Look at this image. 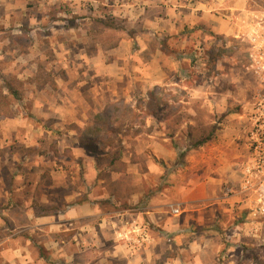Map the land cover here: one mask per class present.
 Wrapping results in <instances>:
<instances>
[{
  "label": "rangeland",
  "instance_id": "1",
  "mask_svg": "<svg viewBox=\"0 0 264 264\" xmlns=\"http://www.w3.org/2000/svg\"><path fill=\"white\" fill-rule=\"evenodd\" d=\"M124 1L129 0H0V264H11L3 262L1 257L3 246L11 249L10 244L2 245L4 240H13L12 246L17 244L23 247L32 258L40 257L46 264H59L62 256L60 247L71 241L69 236L73 235V231L52 232L43 239V234L28 233L23 228L30 223L25 211L31 198H48L47 208L35 203L30 207L34 208L36 214L48 211L53 215L55 210L58 214L72 204L64 202L66 194L90 191L82 180L83 169L77 164L81 159L72 149L74 146L71 147L69 134H80V140L85 132L90 131L91 139L97 142L96 146L101 152L92 156L97 166L96 180L103 182L102 186L107 191L122 196L130 174H124L125 167L120 161L110 165L111 156L120 150L119 144L127 141V137L117 134L125 135L122 128L130 123L141 130L146 115L157 112L156 100L174 103L193 96L189 84L187 89L168 85L144 92L130 89L125 79L117 81L110 77L116 74L107 65L114 57L122 56L124 45L119 48L121 54L114 55L113 49L126 36L132 37L141 32L139 20L131 19L133 16L129 14L135 10L123 9L121 5ZM250 2L252 10L264 9V0ZM69 21L75 25L71 27ZM17 36L21 39H17ZM130 44L128 50L130 48L131 55L137 54L139 50L133 43ZM223 54L226 55L225 59L219 60L217 55L213 58L214 62L209 56L205 61L203 52L194 58L197 68L192 69L190 75L192 82L201 86L206 82L207 64H214L212 70L219 65L218 71H222V74L219 72L215 84L207 86L205 95L218 103L222 102V109L214 110L212 120L202 121L204 112L209 114V111L197 101L192 107L199 114L194 125H184L185 122H181V125L177 118L167 122L168 132L175 128L174 124L181 132L176 137L174 133L169 135L166 144L176 151V161L173 165L169 163V167L164 166L163 176L168 178L178 170L187 180L203 179L209 175L215 178L206 191L209 197L204 205L209 209L199 214L201 221L205 220L204 225L188 222L187 226L192 228L190 232L196 233L201 243L211 248V254L205 259L206 264H264V216L252 212L244 200L245 196L238 194L242 162L246 155L244 143L247 126L244 117L249 108L253 80L244 68V47H229ZM232 54L233 58H229ZM147 57L143 56V59L148 60ZM117 65L124 68L121 60L114 67ZM99 68L104 70L105 77L95 73ZM96 83L95 88L91 87ZM135 84L138 85V82ZM8 86L18 92V99L8 93ZM199 92V95H204L202 89ZM147 97L150 101L145 100ZM141 99L146 103L141 104ZM174 104L167 106L169 113L172 111L169 108L181 106L180 103ZM9 130L21 133L16 137L22 144L12 142L7 135ZM221 130L230 133L228 145H225V139L219 137ZM28 132L29 140L25 143L23 140ZM204 139L205 154H210L213 147L218 155L220 150L224 151V158L230 161L229 169H204L202 163L197 161L202 157V152L192 154L195 168L189 167V162L185 163L189 155L187 145ZM178 142L181 148H186L185 151L181 152ZM159 163L156 159L160 167ZM102 186L97 187L102 191ZM146 186L150 193L168 185L163 187L149 180ZM185 187L194 189L197 186L186 184ZM169 189L171 186H168ZM100 190L97 189L98 192ZM199 192L202 194L203 188ZM225 194H236L237 197L233 199L231 196L229 202L223 201ZM103 208L109 210L108 206ZM55 217L54 221L57 219ZM153 232L156 231L153 229ZM160 235L166 245L172 244L169 236ZM31 238L35 239L31 240L33 245L27 243ZM48 239L53 242V249L41 246ZM104 244L106 249L111 246L110 241ZM64 251L72 261L75 260L77 254L74 245ZM165 254L173 253L166 251Z\"/></svg>",
  "mask_w": 264,
  "mask_h": 264
},
{
  "label": "crops",
  "instance_id": "2",
  "mask_svg": "<svg viewBox=\"0 0 264 264\" xmlns=\"http://www.w3.org/2000/svg\"><path fill=\"white\" fill-rule=\"evenodd\" d=\"M250 1L129 0L122 3L123 9L135 10V12L130 11L129 14L133 16L131 19L139 20L141 32L132 37L126 36L117 45V48L113 49L114 55L121 54L119 48L124 45L122 56L114 57L107 65L108 69L113 70L116 74L110 77L116 78L117 81L125 79L130 89H141L144 92L150 88L168 85L187 89V84H189L193 96L184 101H174L175 104L180 103L181 106L169 108L172 110L170 113L167 106H173L174 103L169 100H156L158 110L155 114L146 115L145 124L141 130L136 128V124L130 123L122 128L125 135L117 134L119 137H127V141L123 140L119 144L120 150L111 156L110 165L120 161L125 167L124 174H130L127 179L128 184L124 186L125 193L122 196L107 191L102 186L103 182L96 180L95 168L97 166L93 155L84 150L79 140L80 134L79 136L76 132L69 134L71 135V147L74 146L72 149L81 159L77 164L83 169L82 180L90 191L89 193L82 191L84 194H66L63 198L64 202L72 204H69L64 211H59L58 214L55 210L57 215H52L48 211L36 214L30 204L35 203L36 206L45 209L49 199L46 197L43 199L31 198L29 207L25 211V216L30 223L27 228H23V231L27 229L28 233L43 234V239L49 234L51 235L52 232L70 233L73 231V235L69 236L72 238L71 241L63 243L60 247L62 256L59 258V264L207 263L205 259L209 253L211 254V248L207 244L201 243L200 238H196V233L190 232L192 228L187 226L189 224L204 225L205 220L201 221L199 214L201 211L206 212L209 209L204 205L209 197L206 191L215 182V178L209 175L203 179L197 177L198 180H187L182 178L183 175L178 170L177 173H171L168 178L163 176L164 166L169 167L176 161V151L174 148L173 150L168 148V144H166L169 135L174 133V137H176L181 132L177 129L176 124L171 132H168L166 127L168 126L167 122L176 118L181 125V122H185L184 125L187 123L189 126L194 125L199 119V114L192 110L197 101L203 107H207L209 111V114L204 112L202 121L212 120L214 110L221 111L222 102L218 103L205 95L209 84L204 82L201 86L195 81L192 82L191 70L197 68L194 66V58L197 55V50L200 49L204 53L205 61L209 56L210 60L214 62L213 58L217 55H219V60L225 59L226 55L223 53L229 49V40L234 43L233 37L240 25L238 21L252 10ZM255 1L257 0H253L254 3ZM107 4L110 3L107 2ZM136 10L138 11L136 12ZM130 43H133L136 50H139L137 54L131 55L130 48L128 50ZM150 48L153 50H149ZM125 50L128 51V54ZM143 56H148V60H144ZM229 56V58H233L234 55ZM244 56L245 54L243 62H245ZM119 60L124 64V68L118 65L114 67L117 62L119 63ZM213 67L214 64L211 62L207 64L209 72ZM218 69L219 65L215 70L217 77L219 72L222 74V71H218ZM95 73L105 75L101 68L96 69ZM136 82L138 85L135 84ZM91 85L95 88L98 83ZM200 89L203 90L202 94L204 95H199ZM145 100L150 101L148 97ZM145 100L141 99V104L142 102L146 103ZM122 120L124 121V118ZM43 130H45L44 127ZM89 132H85L84 136L96 144L97 142L91 139ZM17 134L21 133L17 130L7 132V135L12 138V142L20 145L22 143L17 141ZM28 134L29 132L25 136L26 139L23 140L25 143L29 140ZM66 135L68 136V132ZM219 137L225 139V145H228L229 131L221 130ZM3 144L8 145L6 141H3ZM204 144L195 148L194 144L187 145L189 155L186 157L185 163L189 162V167L195 168L196 165L192 163V157H194L192 154L202 152V157L197 161L202 163L201 166L204 169H222L223 167L229 169L230 161L228 158H224V151L220 150L221 153L218 155L215 153L216 151H213L215 149L213 147L210 154L206 155V145ZM177 146L181 152L186 150L185 147L181 148L182 145L179 142ZM178 147L177 150H179ZM156 159L160 161V167L156 164ZM220 165H222L221 168ZM149 180L155 181L156 184L160 183L163 187L165 184L171 186V189L167 190V186L160 191L149 193L146 186ZM186 184L197 187L190 189L185 187ZM97 186H102L104 190L101 191V188ZM201 188L204 190L202 194L199 192ZM97 189L100 191L98 192ZM231 196L225 194L222 200L228 201L230 197L233 199L235 196L237 197L236 194ZM175 205H180L181 209L180 214L176 216L170 212V206ZM103 206H108L109 210L105 211ZM54 217L57 218L56 221L53 220ZM153 229L156 232H153ZM136 233H139V236H135ZM160 234L169 236L172 239V244L166 245ZM31 240L35 239H28L29 245L33 242ZM105 241H110L109 249L105 248ZM11 243L14 244L13 240L2 242V245H11V249L3 246L4 249L1 253L3 262L11 264L45 263L42 258H32L29 251L17 244L12 246ZM28 244L26 247H29ZM73 245L77 256L72 261L64 249ZM41 246L53 249V242L48 239L44 244L41 243ZM166 251H171L173 254H165ZM79 257L81 260H78ZM56 262L58 263V261Z\"/></svg>",
  "mask_w": 264,
  "mask_h": 264
},
{
  "label": "built area",
  "instance_id": "3",
  "mask_svg": "<svg viewBox=\"0 0 264 264\" xmlns=\"http://www.w3.org/2000/svg\"><path fill=\"white\" fill-rule=\"evenodd\" d=\"M238 22L240 25L233 37L234 43L229 40L228 46L244 47V68L253 80L249 108L244 117L247 126L246 155L242 162L238 194L245 196L244 200L252 212L264 216V9L251 10ZM201 53L198 49L197 55ZM207 69L206 66L207 84H215V69L211 72ZM180 210V205L170 206L174 216L179 215Z\"/></svg>",
  "mask_w": 264,
  "mask_h": 264
},
{
  "label": "trees",
  "instance_id": "4",
  "mask_svg": "<svg viewBox=\"0 0 264 264\" xmlns=\"http://www.w3.org/2000/svg\"><path fill=\"white\" fill-rule=\"evenodd\" d=\"M70 23H71V27H73L75 24L74 23H72V21H69ZM17 39H21V37L20 36H17L16 37ZM8 88V93L11 95V96H13L15 99H18L19 98V95H18V92L15 90V89H13L11 86H8L7 87ZM149 97H152V95L151 94H149ZM132 124V123H131ZM43 127V126H42ZM45 128V127H44ZM206 140L204 139V140H200V141H198V142H196V144H194V148L195 147H198V146H201V145H203L204 144V142H205ZM80 143L82 144V146H83V148H84V150L85 151H87L88 153H90V155H99L101 152L98 150V148H97V146H96V144H94V142L93 141H90L88 138H86L85 136L84 137H82L81 139H80Z\"/></svg>",
  "mask_w": 264,
  "mask_h": 264
}]
</instances>
